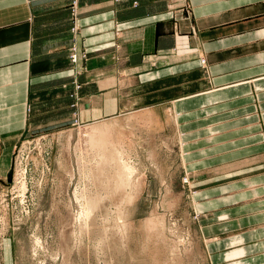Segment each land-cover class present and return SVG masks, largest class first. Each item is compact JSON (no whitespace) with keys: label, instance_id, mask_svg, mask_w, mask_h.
Segmentation results:
<instances>
[{"label":"crops","instance_id":"crops-1","mask_svg":"<svg viewBox=\"0 0 264 264\" xmlns=\"http://www.w3.org/2000/svg\"><path fill=\"white\" fill-rule=\"evenodd\" d=\"M72 1L0 0V176L25 135L167 108L186 171L239 175L192 193L208 245L264 264V0Z\"/></svg>","mask_w":264,"mask_h":264},{"label":"rangeland","instance_id":"rangeland-1","mask_svg":"<svg viewBox=\"0 0 264 264\" xmlns=\"http://www.w3.org/2000/svg\"><path fill=\"white\" fill-rule=\"evenodd\" d=\"M171 114L143 110L22 137L10 155L12 180L0 176V264H223L192 193L229 178L185 170ZM101 133L137 168L133 190L97 170L88 141Z\"/></svg>","mask_w":264,"mask_h":264},{"label":"bare ground","instance_id":"bare-ground-1","mask_svg":"<svg viewBox=\"0 0 264 264\" xmlns=\"http://www.w3.org/2000/svg\"><path fill=\"white\" fill-rule=\"evenodd\" d=\"M88 142L89 146L95 149L98 154V161L96 160L98 162V165L96 167L97 170L100 173H104L107 168L112 170V176L115 180L116 187H119L122 190H127L129 187L130 191L133 190V186L135 185H133V180L138 174L136 173L137 168L133 166L129 155L126 153L127 151L121 145L114 144V142L111 141L110 138H108V135L104 133H101L98 139L90 140ZM131 196V193H127L126 200H132L133 197ZM95 204L96 203L93 202L90 205L89 209L91 210L95 206Z\"/></svg>","mask_w":264,"mask_h":264},{"label":"built area","instance_id":"built-area-1","mask_svg":"<svg viewBox=\"0 0 264 264\" xmlns=\"http://www.w3.org/2000/svg\"><path fill=\"white\" fill-rule=\"evenodd\" d=\"M71 10H72L73 18H75L76 13H77V2H76V0H73L71 3ZM76 29H77V26L74 25L73 30H76ZM69 57H70V60L72 62H75L77 60V52H76V48L74 46L70 47Z\"/></svg>","mask_w":264,"mask_h":264},{"label":"water","instance_id":"water-1","mask_svg":"<svg viewBox=\"0 0 264 264\" xmlns=\"http://www.w3.org/2000/svg\"><path fill=\"white\" fill-rule=\"evenodd\" d=\"M11 175H12V169H10V170L8 171L7 175H6V176H7V181H8V182H10V181L12 180V176H11Z\"/></svg>","mask_w":264,"mask_h":264}]
</instances>
